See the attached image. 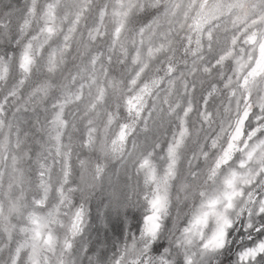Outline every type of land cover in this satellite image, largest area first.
Instances as JSON below:
<instances>
[{
	"label": "clouds",
	"instance_id": "clouds-1",
	"mask_svg": "<svg viewBox=\"0 0 264 264\" xmlns=\"http://www.w3.org/2000/svg\"><path fill=\"white\" fill-rule=\"evenodd\" d=\"M0 264H264V0H0Z\"/></svg>",
	"mask_w": 264,
	"mask_h": 264
}]
</instances>
